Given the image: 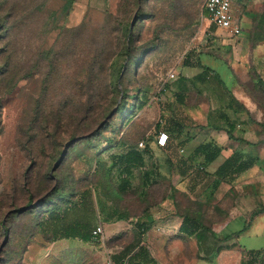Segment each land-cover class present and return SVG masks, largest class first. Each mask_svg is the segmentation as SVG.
<instances>
[{
    "label": "rangeland",
    "instance_id": "374dc122",
    "mask_svg": "<svg viewBox=\"0 0 264 264\" xmlns=\"http://www.w3.org/2000/svg\"><path fill=\"white\" fill-rule=\"evenodd\" d=\"M205 1L74 0L66 11L65 0H0V264H106L144 242L156 264H199L194 242L178 234L186 210L216 230L242 231V248H264V215L253 216L264 206V48L255 45L264 41V0H232L239 37L211 24ZM199 63L223 84L214 74L188 84L179 115L197 128L179 156L215 142L223 156L212 168L235 151L257 164L211 200L177 175L144 194L137 169L130 189L112 195L104 176L113 156L132 146L158 152L162 108ZM228 91L243 110L227 108ZM219 112L242 141L207 127L210 116L225 125ZM112 180L121 183L118 171ZM101 201L128 220L104 223ZM147 209L152 228L142 235ZM79 221L101 226V238L59 240Z\"/></svg>",
    "mask_w": 264,
    "mask_h": 264
},
{
    "label": "trees",
    "instance_id": "16d2710c",
    "mask_svg": "<svg viewBox=\"0 0 264 264\" xmlns=\"http://www.w3.org/2000/svg\"><path fill=\"white\" fill-rule=\"evenodd\" d=\"M65 1L67 2L66 11H69L74 0ZM203 12L206 14L205 9ZM187 66L191 67L190 64H187ZM199 67L203 71L193 79L190 80L186 76L180 79L181 82L174 93V99L168 102L167 108H162L163 121L157 125V134H166L169 143L167 141L163 147L158 144L160 146L158 152L149 145L145 150L132 146L127 151L113 156L112 165L104 176V182L112 195L125 193L130 189L134 170L137 169L141 181L140 188L144 194L150 186L162 183L171 179L173 175H177L183 184L190 179V182L186 185L190 193L196 194L199 189H202V193H209L208 197L211 200L224 183H234L240 176L257 164L258 158L256 156L235 151L229 157L224 158L219 166L212 168L223 156L222 147L215 142L199 145L189 156H179L180 151L191 141L192 136L190 137L189 130L197 128L195 122L188 116L181 117L179 115V109L187 108L188 106V93L190 91L188 84L206 83L211 73L223 84L218 73L203 66L201 63H199ZM228 92L230 93V91ZM230 96L228 109L237 112L245 108L231 93ZM219 113L220 119L223 120L225 125L215 124L212 121V116H210L207 127L215 131L226 132L231 141H242L235 138L236 125L231 122L229 116L226 113ZM259 125L264 131V122ZM183 138L185 139L183 140ZM175 142L177 144H174ZM173 151H176L174 156L170 153H173ZM154 157H156L157 161L153 162L149 167L147 161L148 159L152 160ZM114 171H118L120 175V184H115L112 180ZM100 205L105 219L104 223L111 224L128 220L127 213L110 210L104 201H101ZM107 209H109L108 212ZM146 213H148V209L144 213L147 222H137L136 224L138 231L142 235L152 228L153 219ZM259 215H264V206L253 214L254 217ZM182 217L184 220L180 233L196 239L199 248L197 252L198 260L214 262L221 251L229 250L234 246L232 242L242 232L217 233L203 222L200 215L193 216L189 210H186ZM48 220L55 222L58 220V216L52 212ZM93 231L90 223L79 221L64 228L63 236L59 240L78 239L84 243H94L97 239L94 238ZM263 254V251H244L241 264H263L262 258L260 259V255ZM123 260H128L132 264H156V260L152 257L149 245L146 242L139 244L135 248H127L122 254L116 256L115 261L121 262Z\"/></svg>",
    "mask_w": 264,
    "mask_h": 264
},
{
    "label": "built area",
    "instance_id": "2783aa9c",
    "mask_svg": "<svg viewBox=\"0 0 264 264\" xmlns=\"http://www.w3.org/2000/svg\"><path fill=\"white\" fill-rule=\"evenodd\" d=\"M205 13L207 19L216 28L226 32H230L232 37H239L242 33V27L239 22L236 21L233 10L232 0H206L204 4ZM174 78V75H172ZM168 141V136L164 133L160 134L159 145L165 146ZM143 147V143L140 144ZM103 229L101 226L93 231V236L97 240L101 238ZM106 264H132L128 260L117 262L114 259H109Z\"/></svg>",
    "mask_w": 264,
    "mask_h": 264
},
{
    "label": "crops",
    "instance_id": "0c3cea01",
    "mask_svg": "<svg viewBox=\"0 0 264 264\" xmlns=\"http://www.w3.org/2000/svg\"><path fill=\"white\" fill-rule=\"evenodd\" d=\"M262 18V16H253V18L254 19H257V18ZM258 24V25H257ZM245 25H246V22H245ZM242 26V25H241ZM250 28H251V30H254V29H257V30H261L262 28H261V26H259V22H256V23H254L253 22V24H250ZM246 29H248L247 28V25H246ZM255 45H257V47H259L260 49L261 48H264V41H260V42H258L257 44H255ZM254 45V46H255ZM258 50V53L259 54H261L262 53V50ZM262 55H264V54H262ZM203 71V70H202ZM201 71V72H202ZM201 72H199L198 74H196V76L197 75H199ZM216 73V72H215ZM212 74V73H211ZM187 78H189V79H193V78H190L189 76H186ZM195 77V76H194ZM237 99V98H236ZM185 138H183V140H184ZM168 143H169V141H168ZM174 144H177V142H175ZM189 144V143H188ZM197 148V147H196ZM195 148V149H196ZM174 149V148H173ZM194 149V150H195ZM184 150H186L187 152H188V145L186 146V147H184V149H182L180 152H182V151H184ZM194 152V151H193ZM189 153V152H188ZM190 155V154H189ZM183 217L182 218H180V222H179V227H178V234L179 235H183V236H186V235H184V234H182V233H180V228H181V226H182V224H183ZM208 226V225H207ZM226 227L227 226H224L223 228H221L220 230H216L215 228H212L214 231H216L217 233H225V229H226ZM225 234H227V233H225ZM258 234H260V235H262V234H264V232L263 233H258ZM188 237V236H187ZM193 242H194V245H195V247H196V249H197V252H198V244H197V241H196V239H194V238H191V237H189ZM239 238H240V235H239V237L237 238V239H235L233 242H232V244H234V246L231 248V249H229V250H223V251H221V253L218 255V257L216 258V260L214 261V262H208V261H202V260H199V264H241V262H242V258H243V254H244V251H260V252H264V248H259V249H250V250H248V249H245V248H242L241 246H240V243H239ZM262 258V260H263V264H264V254L263 255H260V259Z\"/></svg>",
    "mask_w": 264,
    "mask_h": 264
},
{
    "label": "water",
    "instance_id": "95a60500",
    "mask_svg": "<svg viewBox=\"0 0 264 264\" xmlns=\"http://www.w3.org/2000/svg\"><path fill=\"white\" fill-rule=\"evenodd\" d=\"M124 70H125V68H124ZM2 249H3V246H1V248H0V255H1V253H2Z\"/></svg>",
    "mask_w": 264,
    "mask_h": 264
}]
</instances>
